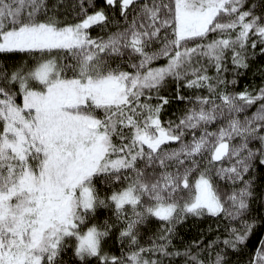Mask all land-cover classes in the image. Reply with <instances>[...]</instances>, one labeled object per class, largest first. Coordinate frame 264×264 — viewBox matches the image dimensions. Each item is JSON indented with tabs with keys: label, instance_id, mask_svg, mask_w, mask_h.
<instances>
[{
	"label": "snow or ice",
	"instance_id": "1",
	"mask_svg": "<svg viewBox=\"0 0 264 264\" xmlns=\"http://www.w3.org/2000/svg\"><path fill=\"white\" fill-rule=\"evenodd\" d=\"M0 264H264V0H0Z\"/></svg>",
	"mask_w": 264,
	"mask_h": 264
}]
</instances>
